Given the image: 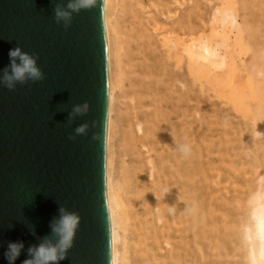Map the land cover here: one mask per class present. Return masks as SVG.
<instances>
[{
  "label": "bare ground",
  "instance_id": "1",
  "mask_svg": "<svg viewBox=\"0 0 264 264\" xmlns=\"http://www.w3.org/2000/svg\"><path fill=\"white\" fill-rule=\"evenodd\" d=\"M186 1L104 0L109 107L105 160L107 209L112 232L111 264L207 263L210 250L206 235L207 216L211 213L206 209L205 184L209 178H206L205 167L210 163L205 165L208 158H204L203 120L199 115L197 127L195 123L194 128L192 125L189 127V119L192 118L189 112L191 102L188 103L192 85L190 76L193 74V80L202 86L206 80L212 88L217 87L221 97L223 84L224 88L228 84L231 98L242 104V101H249V97L258 95L261 98L264 88L263 80L259 79L264 76L255 67L264 56L261 52L260 57V50L256 51V48L253 57L259 60L256 65L254 62L246 80L238 73L241 68L238 69L236 51L230 53L223 68L225 72H221H227L226 82L213 73L217 70H213V63L221 56L218 43L214 41L220 35L226 38L237 19L232 16L228 21V9L219 8L216 14L221 19L216 17L217 23L213 19L216 24L211 23V31L207 32L205 24L206 28H201V24L199 27L192 25ZM259 24L247 27L254 43L264 35ZM237 27L240 32L241 25ZM220 59L216 62L220 63L223 60ZM259 97L257 105L263 106L264 100L262 104ZM182 144L190 146V155L184 156L179 151ZM248 151L243 152L249 154ZM260 151H264L263 148ZM253 156V159L256 157L255 162L256 159L259 161L257 156ZM261 181L260 189L252 192L249 202L246 201L252 206V225L242 229V233L239 223L236 228V224L226 229L223 226L226 233H222L228 238L243 237L241 239L248 244L244 243V246L248 247L250 264H264V182ZM212 195L215 198V194ZM213 205L209 207V212H213L211 216L215 213ZM209 224L214 232L213 238H209L210 241L213 239L210 247L220 249L223 237L219 226L214 221ZM240 248L237 251H242Z\"/></svg>",
  "mask_w": 264,
  "mask_h": 264
},
{
  "label": "water",
  "instance_id": "2",
  "mask_svg": "<svg viewBox=\"0 0 264 264\" xmlns=\"http://www.w3.org/2000/svg\"><path fill=\"white\" fill-rule=\"evenodd\" d=\"M56 3L66 0H0V69L19 46L38 55L44 73L12 91L0 85V264H8V242L22 241L15 261L21 264L28 247L50 233L60 206L80 217L60 264H111L104 0L74 13L67 28L55 22ZM85 102L87 113L70 118L73 106Z\"/></svg>",
  "mask_w": 264,
  "mask_h": 264
},
{
  "label": "rangeland",
  "instance_id": "3",
  "mask_svg": "<svg viewBox=\"0 0 264 264\" xmlns=\"http://www.w3.org/2000/svg\"><path fill=\"white\" fill-rule=\"evenodd\" d=\"M186 2H187V6H189V9H190L189 12L191 14L189 13V16L191 15L190 19L192 20V25L194 27L196 26L199 27L198 24H201L202 25L201 28H204L205 27L204 24H205L207 25L206 26L207 32L211 31V27L215 22L217 23L216 17L221 19L220 15L218 13L216 14L217 9L219 8L228 9L230 13V15H228L229 17L228 21L232 18V16L236 17L237 23L232 24V27H231L232 30L229 33H226L227 35L226 38L220 35L216 37L215 41L213 39L214 43L215 42L218 43L217 45L219 47L218 49L221 51V56L223 55V58H221V56L220 58L223 60L221 61L220 58H217V59H220L221 61L220 63H217L216 62L217 59L215 58L216 59L215 62L217 64L215 62L213 63L214 65V67L212 66L213 70L214 69H217V70L222 69V70L219 72L217 70H214V71L212 70V71L213 73L217 74L219 78L220 77L223 78L221 81H225L224 78L225 79L228 78L227 76L228 74L227 72L225 73L226 75L222 74L225 72L223 68L225 69V66L229 60L230 53L233 51H236L238 69L239 67L241 68L239 69L240 72L238 73L239 74L241 73L240 75L243 78V80H246L248 73L251 72L250 70L252 69L254 62L256 65V62L259 60L258 58L256 61L253 57L254 49L256 48L255 49L256 51L260 50L259 52L260 57H261V52H262V55L264 56V35L263 36L261 35L260 37L261 39L255 40L256 43H254V41L250 38V35H249L250 31L247 28L248 26L251 28H253L254 26H257V22H258L260 23L259 27L260 26L262 27V28L260 27L262 32L264 31V28H263L264 27V18H263L264 17V0H187ZM200 18L202 20H199ZM213 19H215L214 20L215 22L212 21ZM203 20L205 21V23L203 22ZM237 25H241L242 27L240 32L238 31ZM259 61L255 67H257L256 69H260L262 75L264 76V59L260 58ZM222 63L224 64V66ZM218 73H221V74H218ZM191 76H190V84L192 85L189 84L190 85V93H189L190 99L188 100V103L189 102L192 103V104L189 103V112L191 113L190 115L192 116V118L189 117L190 118L189 127L191 125L193 128L194 126L197 127V125L199 124V121L203 120V122L201 121L202 122L201 129H202V132L204 131L203 132V141L205 143L203 144L205 145L204 146V155H205L204 158L205 159L208 158L205 161V165H207L208 163L211 164V165L208 164L205 167L206 174H207L206 178L207 179L209 178L210 180V181L207 180L208 182L206 181L207 184H205V193L207 197V208L206 209L208 213L213 214V212H209L210 204L212 205L214 204L213 206L215 208L214 215L211 216V214H208L207 216L208 226L206 230V235H207V241L209 243L208 249L210 250H208L207 252V256L209 257L207 258L206 264H250L248 247L246 248L244 246V243L247 246L248 244L246 241L244 242V239H241L243 237L241 236L240 238L239 237L228 238L226 237L227 236L226 234L225 235L226 238H225L224 234L222 233L228 226L231 228V227H234V225L236 224L234 227L236 228L237 223H239L240 226L242 227L241 233H242V229L245 230L246 226L252 225V217H251L252 206L248 202L251 198V195H253V193H255L258 188L260 189L259 185H260L261 180L259 179L260 178L262 179V177L264 176V159H263L264 151H260L262 150V148L264 150V123H262L264 122L263 120L264 119V107H263L264 106L263 104L264 103L263 101L264 100V97H263L264 88L262 87L263 91H261L262 92L261 94L263 96L260 95L261 98L258 95L249 97L248 98L249 101H246V100L242 101L244 103L242 104L241 101H237L236 99H233V97L231 98L230 96L231 92H229L230 90H228L229 86L227 87L228 84L225 86V88L223 84L222 88H223L224 95L222 94V97H221L220 94L218 95L219 89L217 87L212 88L210 84L206 82V80L203 83L204 86H202L200 85L201 84L200 82L197 83V80L195 79L193 80L194 76L192 77ZM259 77L261 76L259 75ZM259 79L260 81L263 80L264 82V77H261ZM207 84H208V87H207ZM263 85L264 84H262V86ZM216 93L217 95H215ZM223 97H226V98H223ZM258 97L261 99L259 100L260 102L263 101V103L261 102L263 106H261V104L259 103L260 105L259 104L258 105L260 107H257ZM197 98L198 100H200L199 103L197 101ZM232 100H235V102L234 101L232 102ZM202 102L204 104H202ZM195 103L200 104L202 108L198 104L195 106L194 105ZM234 103L235 104L237 103V105H235ZM190 104H191V107H190ZM245 104L246 105L248 104L250 109H247L248 106H246ZM199 107L201 108V110H203L202 112L200 111ZM242 107L244 108V110ZM245 108L249 111H247ZM239 109L242 110L241 112L244 111L243 112L244 115L243 113L240 112ZM251 109H252V112L250 111ZM256 109H257V112H256ZM258 109L260 110V112H258ZM191 110L193 113L191 112ZM254 111L256 112L255 115L257 116L254 115L255 113ZM245 112L248 113V115ZM198 115H199L200 120L198 118ZM209 117H211V119ZM204 120L206 121L204 122ZM210 120H212L211 123H210ZM193 123H195L194 126H193ZM248 149L250 151H248L249 154L245 153L247 155L246 156L244 152L245 150H248ZM226 151H227V154L225 156L224 153ZM253 151H258V153L253 152ZM250 152H253V155L257 156L259 161H257L256 159V162H255L256 157L253 159L254 156L251 155ZM221 155L222 156L224 155V156L221 157ZM248 155L251 158H247L249 157ZM242 162H243V165L241 164ZM249 162L253 167L249 164ZM232 165H235L236 170L234 169V166L232 167ZM211 166L213 167L209 168ZM255 167H257L258 169L256 170ZM252 168H254V170ZM256 181L259 183H256ZM261 182L263 183L264 180H262ZM208 184H209V187H208ZM207 187L209 188L208 190H207ZM263 187H264V183H263ZM207 191H209V193ZM212 194H215L214 195L215 198H213ZM210 198L213 199V202ZM240 200L243 202L244 206L242 202L240 203ZM209 216L212 217L213 220L210 219ZM211 220L214 221V223H216L217 226H219L218 230L221 233V238L223 237L221 239L222 247H220V249L219 248L215 249L213 246L210 247V243L213 242V239H211L210 241L209 238L210 237L213 238L212 233H214L212 232V229L209 227L210 225L209 223L212 222ZM223 226H225V229ZM229 232L231 233V231ZM222 248L225 251L221 250ZM239 248L242 251H237ZM218 249L220 251L219 254H218L219 251L217 252ZM226 251H228L227 255L225 254Z\"/></svg>",
  "mask_w": 264,
  "mask_h": 264
},
{
  "label": "clouds",
  "instance_id": "4",
  "mask_svg": "<svg viewBox=\"0 0 264 264\" xmlns=\"http://www.w3.org/2000/svg\"><path fill=\"white\" fill-rule=\"evenodd\" d=\"M97 0H66V3H56L53 12L57 24L63 23L65 28L69 27L73 14H78L82 10L95 6ZM9 64L0 69V85L10 91L15 90L17 84H26L29 81L38 82L44 79V73L37 64L38 55L29 54L16 46L9 50ZM88 111L87 102L74 105L69 114L70 118L77 115H84ZM86 125L78 126L75 131L82 134ZM179 151L188 156L191 148L187 144L179 146ZM171 211V209H170ZM80 224L78 213L69 211L60 206L58 216L54 217L50 223V233L38 238V243L30 245L27 249V258L21 264H60L65 260L68 251L72 248L76 231ZM32 235H36L34 227L29 229ZM24 249L22 241L8 242L7 249L3 256L8 264H15Z\"/></svg>",
  "mask_w": 264,
  "mask_h": 264
}]
</instances>
